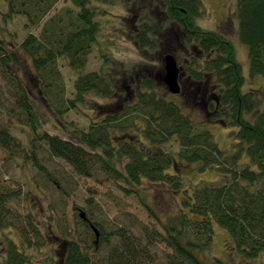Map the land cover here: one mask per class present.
I'll use <instances>...</instances> for the list:
<instances>
[{"label": "trees", "instance_id": "obj_1", "mask_svg": "<svg viewBox=\"0 0 264 264\" xmlns=\"http://www.w3.org/2000/svg\"><path fill=\"white\" fill-rule=\"evenodd\" d=\"M7 1L8 19L24 15L27 24L32 28L41 25V29L39 33L30 31L18 44L0 45V71L10 82L12 93V101L0 93L3 147L26 148L23 139L12 133V129L20 127L18 122L33 134L30 139L27 137L28 146L47 150L80 176L105 174L129 193L145 181L183 191L182 211L164 224L167 235L162 240L173 250L169 264H204L197 252L211 247L214 223L229 231L240 252L248 256L264 253V109L260 108L263 99L256 96L257 90H244L246 76L234 43L198 22L207 14L204 0H149L150 9L156 2L161 6L165 27L155 29L150 17L143 16L142 28H138L135 38L144 49L158 45L163 49V30L164 36L172 33L170 36L178 38L176 58L188 52L192 55L184 67L197 84L193 89L205 86L207 112H214V119L223 124L238 127L237 149L231 154L220 148L209 129L200 130L192 115L166 95L170 93L166 86L149 75L125 105L114 110L110 109L111 103L101 104L100 111L109 108L102 120L91 121L87 129L77 126L73 119H68L72 110L84 111L89 96L110 97L117 91L112 72H83L101 29L95 0H70L69 5L54 13L51 12L60 0ZM236 15L239 39L249 47L251 72L264 76V0H236ZM61 59L78 70L71 96ZM50 112L60 123L52 124L67 132L65 136L44 129L43 118ZM49 119L47 115L44 121ZM174 141L179 145L176 151L166 150L165 146L172 148ZM244 154L249 160L243 163ZM193 162H199L202 168H218L222 181L205 182L190 189L185 185L183 171L185 164ZM33 163L44 168L37 159ZM4 200L0 197V231L7 227L14 232L12 222L6 220L8 208L1 209L6 208ZM81 220L85 229L66 238L61 262L145 264L148 245L141 236H132L122 227L105 234L102 224L88 215ZM94 227L99 229V239ZM91 233L96 238L93 241L87 239ZM9 241L7 255L0 256V264H35L24 250L31 248L30 240H23L25 248L13 236ZM99 241L107 251L93 257L89 248Z\"/></svg>", "mask_w": 264, "mask_h": 264}, {"label": "rangeland", "instance_id": "obj_2", "mask_svg": "<svg viewBox=\"0 0 264 264\" xmlns=\"http://www.w3.org/2000/svg\"><path fill=\"white\" fill-rule=\"evenodd\" d=\"M70 3V0H60L51 13ZM94 3L97 5L96 17L101 21V29L83 72L102 69L112 72L116 77L117 91L110 97L89 96L85 103L88 107L84 111H71L68 119H73L77 126L86 129L91 121L102 120L105 111L109 110L107 106L100 111L99 105L111 103L110 106L113 108L110 109L114 110L118 105H125L135 95L134 89L139 87L148 75L153 81L164 83L163 59L168 52L176 55L174 51L178 40L170 36L172 33L164 36L166 32L163 30L160 33L164 48L158 45L153 49H144L135 38L143 16L150 17L149 22L155 29L160 25L164 26V14L160 12L161 6L156 5L157 2L151 9L149 0H95ZM204 3L207 14L198 18V22L204 28L221 32L234 43L246 76L244 90H257L256 96L263 99L260 108L264 109V76L251 72L249 47L238 36L236 0H204ZM8 10V1L0 0V45L10 47L13 43L21 42L30 31L40 32L41 25L32 28L27 24L28 19L24 15L8 19L6 16ZM191 56L189 52L179 55V65L186 71V75L180 81L182 91L178 94L168 92L166 95L181 104L192 115L200 130L209 129L220 148L231 154L237 149L238 127L223 124L214 119V112H207L206 99L203 96L205 86L200 85V89H193L197 87V84L193 83L190 87L193 81L184 64L188 63ZM60 63L69 90L68 95L71 96L78 70L73 69L65 59H61ZM17 72L21 73L19 70ZM9 83L0 71V93L3 92L12 101ZM96 101L100 103L98 106ZM47 115L50 119L44 121ZM47 115L43 118L44 129L65 136L67 132L55 127L60 125L58 119L51 112ZM17 124L20 127L12 129V133L23 139L22 143L26 148H6L0 144V197L5 198L6 206L1 209L4 211L8 208L6 220L12 222L10 226L14 230L13 232L5 227L0 231V256L7 255L9 237L13 236L23 248H25L23 240L32 242L31 248L24 249L30 262L64 264L60 255L64 254L66 238L85 229L80 215L83 210L93 221L102 224L105 234L122 227L132 236H141L148 245L145 264H169V254H172L173 250L162 240V236L167 235L164 224L169 223L171 217L182 211V199L185 197L183 191H175L161 184L145 181L142 187H137L135 191L129 193L116 181L108 179L105 174L80 176L67 162L53 157L47 150L28 146L27 137L30 139L33 134L22 128L20 123ZM172 145L170 148L167 144L165 149L176 151L178 143L174 141ZM36 159L44 168L34 166L33 161ZM248 160L249 157L244 154L242 162ZM183 172L185 185L190 189L205 182L219 183L223 178L218 168H202L199 162L185 164ZM7 221L4 220L5 223ZM5 230L8 234L11 233L9 237ZM87 239L93 241L96 238L92 234ZM96 244H91L89 252L93 257H100L107 249L100 241ZM197 255L204 264H264V253L248 256L240 252L229 231L218 223H214L211 247L207 251H198Z\"/></svg>", "mask_w": 264, "mask_h": 264}, {"label": "water", "instance_id": "obj_3", "mask_svg": "<svg viewBox=\"0 0 264 264\" xmlns=\"http://www.w3.org/2000/svg\"><path fill=\"white\" fill-rule=\"evenodd\" d=\"M165 61V76L164 81L168 86V89L172 93H180L181 92V86L179 82V78L181 76V68L178 64V61L174 54L168 53L165 55L164 58ZM80 215L87 219V215L84 211L80 213ZM97 238L99 239V229L97 227H94Z\"/></svg>", "mask_w": 264, "mask_h": 264}, {"label": "flooded vegetation", "instance_id": "obj_4", "mask_svg": "<svg viewBox=\"0 0 264 264\" xmlns=\"http://www.w3.org/2000/svg\"><path fill=\"white\" fill-rule=\"evenodd\" d=\"M168 53H171V52H168ZM175 56H176V55H175ZM163 61H164V59H163ZM177 61H178V59H177ZM178 64H179V62H178ZM164 66H165V61H164ZM179 66H180V65H179ZM180 68H181V76H180V78H179V82H180L181 80H183L184 76L186 75V71H185L182 67H180ZM192 81H193V80H192ZM162 83H163V82H162ZM164 83H165V81H164ZM164 83H163V85H164ZM193 83H195V82H191L190 87L193 86ZM165 86L168 87L166 83H165ZM180 86H181V83H180ZM181 88H182V86H181ZM206 94H208V92H207Z\"/></svg>", "mask_w": 264, "mask_h": 264}]
</instances>
